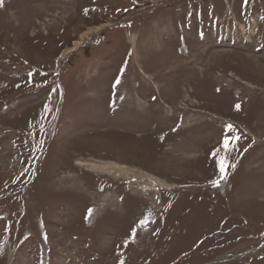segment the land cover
<instances>
[{"label":"rangeland","instance_id":"1","mask_svg":"<svg viewBox=\"0 0 264 264\" xmlns=\"http://www.w3.org/2000/svg\"><path fill=\"white\" fill-rule=\"evenodd\" d=\"M121 261L264 264V0L0 6V264Z\"/></svg>","mask_w":264,"mask_h":264},{"label":"snow or ice","instance_id":"2","mask_svg":"<svg viewBox=\"0 0 264 264\" xmlns=\"http://www.w3.org/2000/svg\"><path fill=\"white\" fill-rule=\"evenodd\" d=\"M3 3H4V0H0V6H3ZM29 75L31 76V73H29ZM119 82H120L119 78H117L116 83L118 84ZM240 107H241L240 104H236L235 105L236 110H240ZM227 127L229 129H232L233 126L232 125H228ZM233 139H239V137H234ZM223 147L225 149L230 147V140L228 138H225V140L223 141ZM215 154L218 155V152L215 153ZM225 161H226V157L221 158L220 164H219L221 179L220 180H216V181H212L213 184L218 185L221 182V180L227 178V172H226L227 165H226ZM232 167H235V165H232ZM92 212H93V210L89 209L88 210V215L91 216ZM140 223L143 225L145 223V221L142 220V221H140ZM134 235H135V231H133V237H134ZM121 264H123V261H121Z\"/></svg>","mask_w":264,"mask_h":264},{"label":"bare ground","instance_id":"3","mask_svg":"<svg viewBox=\"0 0 264 264\" xmlns=\"http://www.w3.org/2000/svg\"><path fill=\"white\" fill-rule=\"evenodd\" d=\"M101 24H102V23H101ZM106 25H107V24H102V25H100V26H97V27H94V28H90V29L88 30V33H92V32L99 31L101 28H103V27L106 26ZM78 45H80V40L75 41V42L73 43L72 46L66 48V49L64 50V52L61 54V57H62L63 55L69 54L70 52H72L73 50H75V48H76Z\"/></svg>","mask_w":264,"mask_h":264}]
</instances>
